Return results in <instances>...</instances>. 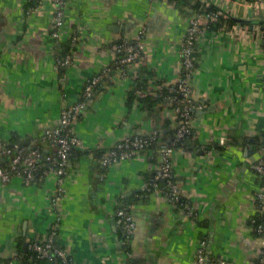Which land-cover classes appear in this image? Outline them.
Returning <instances> with one entry per match:
<instances>
[{
	"label": "crops",
	"instance_id": "0c3cea01",
	"mask_svg": "<svg viewBox=\"0 0 264 264\" xmlns=\"http://www.w3.org/2000/svg\"><path fill=\"white\" fill-rule=\"evenodd\" d=\"M30 1L0 0V143L38 145L49 166L56 146L41 136L58 125L64 108L81 103L70 127L81 141L75 153L84 154L69 162L59 194L49 167L30 184L20 177L1 184L0 258L15 259L55 226L53 241L73 264H126L128 250L137 264H196L200 233L207 234L206 254L216 264L259 262L264 240L250 220L261 181L253 165L264 156V38L256 30L264 24V0H211L238 23L198 39L189 83L193 103L207 111L192 119L199 145L171 154L177 194L195 209L193 219L185 206L177 209L164 194L145 191L161 166L158 148L109 165L96 153L125 136L155 132L158 140L171 141L177 119L166 101L146 107L128 99L131 92L156 98L179 80L187 16L167 0H68L62 38L77 39L70 65L60 70L50 37L53 0L33 10ZM141 28L146 48L129 65V77L114 70L84 97L87 81L114 61L110 45ZM151 72L146 89H136V78ZM220 138L227 147L214 149ZM122 205L136 222L124 242L115 215Z\"/></svg>",
	"mask_w": 264,
	"mask_h": 264
},
{
	"label": "built area",
	"instance_id": "2783aa9c",
	"mask_svg": "<svg viewBox=\"0 0 264 264\" xmlns=\"http://www.w3.org/2000/svg\"><path fill=\"white\" fill-rule=\"evenodd\" d=\"M201 1L206 3V5L212 3L211 0ZM67 2L68 0H53L55 9L50 26V37L53 41V45L63 40L62 30L65 22V7ZM40 6L41 2H39L36 7H33L32 10ZM219 15H223L220 9L210 15L199 13L187 18L186 30L178 52L182 75L174 86L158 91L159 96L163 95V90L171 91L173 94L176 92L181 95L180 99H178L175 94L167 99L175 104L174 107H171V110L177 119V124L173 133L174 142H171L169 145L167 143H161L160 145V140H158V135L155 132L149 135L125 136L118 140L112 148L103 152L101 155L102 163L104 165H109L116 159L129 157L134 152L146 147H159L161 166L157 169L154 180L151 183L154 192L158 194L166 193L163 188L159 187L157 181L166 178L171 173V154L175 149V141L190 133L193 112L200 109V106L195 105L191 99V86L189 79L196 69L195 52L199 36L205 32V26L208 19L215 18ZM241 30L244 32L246 29L241 28ZM144 35L145 32L141 28L131 39H124L110 45L111 50L115 54L114 61L87 81L83 89L84 97L89 98L92 95L94 86L98 85L104 76L108 77L111 71L117 70L123 79L129 77V65L139 60L146 48ZM70 38L72 42L77 39L74 35ZM55 51L56 50L54 49V53ZM71 60V55H68L64 59L56 60V64L62 67L68 66L71 63ZM81 111V103L64 108L61 111L58 125L53 129L46 130L40 138L41 142H53L56 146V154L52 159L49 158L50 160H48V162H50L49 168L53 170L56 175L58 194L63 192L62 184L69 165V152L73 147L80 146L81 144L80 139L73 133L72 127H70ZM219 144L224 145L225 139L220 138ZM4 157H9V162L7 165L0 164V187L2 183H10L15 177L22 178L25 184L32 183L35 173L38 171L37 159L39 157L42 158L41 150L38 145L25 148L18 143L9 146L8 142H2L0 143V160ZM253 169L264 178L263 159L258 160L253 165ZM172 188L173 191L168 195V198H166L170 203L178 196L176 190L177 186L172 185ZM56 198L57 195L54 196V199ZM185 210V214L193 219L195 216V209L190 204H187ZM254 212L260 219L259 224L255 226L254 230L256 234L261 236L264 240V180L261 181L259 189L254 193ZM115 215L117 223L122 228V241L124 242L134 234L136 222L128 206H120L116 208ZM251 221L255 222L254 219ZM55 235L56 227L51 226L47 238L42 241L30 242L29 249L35 251L38 257L46 258L48 261H52L55 256H58L61 259L60 264H73L72 259L64 252V250L54 245L53 238ZM258 258L260 259V263L264 264V244L260 249ZM133 259L131 251H126V264H132ZM196 264H216L213 259H208L204 242L201 241L196 250Z\"/></svg>",
	"mask_w": 264,
	"mask_h": 264
},
{
	"label": "trees",
	"instance_id": "16d2710c",
	"mask_svg": "<svg viewBox=\"0 0 264 264\" xmlns=\"http://www.w3.org/2000/svg\"><path fill=\"white\" fill-rule=\"evenodd\" d=\"M42 0H31L28 5L32 4V6H36L39 2H41ZM168 3L174 5L180 12L184 13L187 18L197 15L199 13L202 14H211L215 11H217L219 8L217 6H215V4L213 3H209L208 5H206V3H203L201 0H167ZM238 23V21L232 17H226L223 15H219L215 18H209L208 21L206 22V26H205V31L206 32H224V31H228L230 29H232L234 27V25ZM242 24H246V22H239ZM258 28H256V30L258 31V33L263 34V38H264V24L262 21L257 23ZM75 41L72 42L71 38H68L67 40H61L58 43L54 44V49L56 50L54 53V57L56 60H61L64 59L66 56L71 55L72 57V53L74 50V45H75ZM196 53V52H195ZM58 69L63 70L64 68L68 67V66H58ZM111 73H113V71H111ZM155 77L154 74H152V72L150 74L145 75H140L139 77L136 78L135 82H136V89H146L147 83L149 81V79ZM107 80V76H104L103 79L100 81V83L96 86H94L93 88V92L100 87L101 84L105 83V81ZM156 85H159L161 83H159L158 81H155ZM132 94H130L129 96V101L130 102H136L140 105H144L146 107H150L152 106L154 103L161 101L164 102L166 101L169 105V108L174 107V103L172 104L168 99V97H172L174 94L175 96L180 99L181 95H179V93H174L168 90H163V95H158V97H154L153 95H151L149 92L145 94V96L142 97H138L137 95L133 94V92H131ZM196 111L193 112V115ZM194 135V130L191 126L190 129V133L185 135L184 137H182L181 139L175 141V145L174 148H181V147H191L194 145H199L197 140H193L192 137ZM171 142H174V134L172 136V139L170 142H168L167 144H171ZM9 146L16 143L14 140H10L9 142ZM161 143H164V141H160V145ZM20 146H23L22 144L18 143ZM263 145V144H262ZM214 149H220L223 150L227 147V144L225 143L224 145H220V144H216L214 146ZM159 148V147H157ZM145 149V148H144ZM41 150V149H40ZM109 150V149H107ZM107 150H97L96 153L98 156L102 155L103 152H106ZM143 150V149H141ZM139 150V151H141ZM84 154L83 152H79L77 151L75 153V149L72 148L69 152V162L71 160H73L74 158H77L79 155ZM37 165H38V173H43L45 171V169L47 167H49L48 165H46V162L42 160V158H38L37 159ZM263 160H264V156H263ZM46 165V166H45ZM256 174L259 176L260 180H264V178H262V176L260 174H258L256 172ZM155 176V174H154ZM154 176L153 179H151V181L148 184V189H146L145 191L147 192H152L154 191L153 188L151 187V183L154 180ZM260 181V183H261ZM157 184L159 185L160 188H163L164 191L166 192L164 194V196H166L168 198V195H170V193L173 191L172 185H175V179L174 176H172V173H170L169 176H167L166 178H163L162 180L157 181ZM185 198H182L180 196H177V198L171 202V204H175L176 206L179 205L178 208L184 210V204L186 203V201L184 200ZM122 206H126V205H122ZM186 211V210H185ZM254 219L255 222H252L251 220ZM250 220V225H252V228L254 230L255 226H257L260 222V219L258 218V215H253L252 218ZM255 231V230H254ZM123 233V232H122ZM256 233V232H255ZM122 236V235H121ZM208 236L207 234H201L199 235V240L201 242H206ZM54 245L58 248H60L59 246H57V242L54 239ZM206 250V248H205ZM61 259L58 256H55L54 259L52 261H48L46 258H40L37 256L36 252L28 249L26 252L23 251H19L18 256L15 259L12 260H5L0 258V264H60ZM132 264H137V261L135 259H133ZM256 264H261L260 260L259 262H257Z\"/></svg>",
	"mask_w": 264,
	"mask_h": 264
},
{
	"label": "water",
	"instance_id": "95a60500",
	"mask_svg": "<svg viewBox=\"0 0 264 264\" xmlns=\"http://www.w3.org/2000/svg\"><path fill=\"white\" fill-rule=\"evenodd\" d=\"M203 111L206 112L207 111V108H202V109L196 110V112H198V113H201Z\"/></svg>",
	"mask_w": 264,
	"mask_h": 264
}]
</instances>
